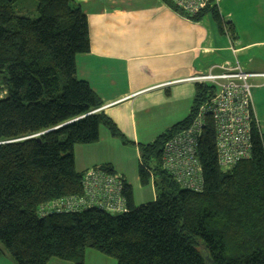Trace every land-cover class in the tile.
Segmentation results:
<instances>
[{
    "label": "trees",
    "instance_id": "trees-1",
    "mask_svg": "<svg viewBox=\"0 0 264 264\" xmlns=\"http://www.w3.org/2000/svg\"><path fill=\"white\" fill-rule=\"evenodd\" d=\"M18 0H0V253L16 264L57 258L85 264L92 248L117 264H264V132L253 121L251 155L227 170L218 162L212 116L198 148L203 187H183L163 167L165 142L187 128L216 86L197 82L189 114L153 142L140 144L139 174L152 184L154 201L136 205L124 179V213L96 207L50 211L43 205L83 194L75 167L77 144L99 140V128L126 138L103 110L91 85L77 77L76 56L90 51L87 15L73 0H36L38 18L15 11ZM223 22L217 4L191 15ZM114 172L109 165H103Z\"/></svg>",
    "mask_w": 264,
    "mask_h": 264
},
{
    "label": "crops",
    "instance_id": "crops-1",
    "mask_svg": "<svg viewBox=\"0 0 264 264\" xmlns=\"http://www.w3.org/2000/svg\"><path fill=\"white\" fill-rule=\"evenodd\" d=\"M222 2L215 0L223 22L232 23L235 37L226 25L222 31L211 15L193 21L164 0H73L87 15L91 46L89 52L76 56L77 77L91 85L107 105L104 113L128 140L101 125L98 141L75 146L79 172L109 165L132 186L136 205L154 201V186L141 182L139 146L153 142L189 114L197 83L189 78L214 64L236 62L247 72L264 73V52L250 51L264 45V40L238 38L234 14L227 10L226 17ZM250 79L258 87L253 108L261 130L264 77ZM150 190V200H144L143 194ZM0 264L16 263L7 253H0ZM47 264L73 263L53 258ZM85 264L117 261L87 248Z\"/></svg>",
    "mask_w": 264,
    "mask_h": 264
},
{
    "label": "built area",
    "instance_id": "built-area-1",
    "mask_svg": "<svg viewBox=\"0 0 264 264\" xmlns=\"http://www.w3.org/2000/svg\"><path fill=\"white\" fill-rule=\"evenodd\" d=\"M184 12L194 15L215 3V0H171ZM216 4V3H215ZM264 77V73L245 71L239 62L233 65L214 64L204 73L189 78L196 82L216 86V93L201 105L192 123L171 136L162 149L163 167L183 186L192 190L203 187L201 165L198 160L200 139L210 114L216 129L218 162L227 170L251 155L253 121L260 130L254 115L253 93L250 78ZM7 88L0 81V99ZM103 105L92 112L103 110ZM261 131V130H260ZM124 180L115 171L95 166L84 171L83 194L58 199L43 205L40 215L50 211H80L90 207L118 214L127 211L123 195Z\"/></svg>",
    "mask_w": 264,
    "mask_h": 264
},
{
    "label": "rangeland",
    "instance_id": "rangeland-1",
    "mask_svg": "<svg viewBox=\"0 0 264 264\" xmlns=\"http://www.w3.org/2000/svg\"><path fill=\"white\" fill-rule=\"evenodd\" d=\"M222 5L226 6L225 8L222 6L226 17H228L227 10L232 11L234 14L233 20L236 22L238 38H241L243 42L264 40V0H223ZM15 11L20 15L34 19L39 17L36 0H18ZM250 51L253 53L264 52V45L253 47ZM249 82L252 84V93L254 95L258 87L253 84L254 81L252 79ZM261 130L264 132L263 124L261 125ZM151 187L150 185L147 188L151 189ZM151 191L143 194L142 198L150 200L149 193Z\"/></svg>",
    "mask_w": 264,
    "mask_h": 264
}]
</instances>
